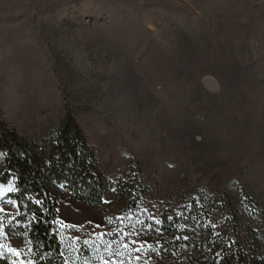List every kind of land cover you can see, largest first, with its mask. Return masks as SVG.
Listing matches in <instances>:
<instances>
[{
	"label": "rangeland",
	"instance_id": "obj_1",
	"mask_svg": "<svg viewBox=\"0 0 264 264\" xmlns=\"http://www.w3.org/2000/svg\"><path fill=\"white\" fill-rule=\"evenodd\" d=\"M68 112L107 180L102 212L59 198L71 264H172L164 214L200 216L216 264L238 239L264 247V0H0V122L50 145ZM16 184L0 183V212L17 214ZM132 185L140 212L120 201ZM5 252L29 264L0 230Z\"/></svg>",
	"mask_w": 264,
	"mask_h": 264
},
{
	"label": "trees",
	"instance_id": "obj_2",
	"mask_svg": "<svg viewBox=\"0 0 264 264\" xmlns=\"http://www.w3.org/2000/svg\"><path fill=\"white\" fill-rule=\"evenodd\" d=\"M49 143L40 146L28 142L0 122V153L6 155L0 183L6 185L14 176L17 190L8 197L15 200L18 210L15 215L0 212V230L25 248L29 264H71L70 260L81 248L73 249V244L65 238L59 222V198L68 192L78 202L102 212L107 205L103 201L107 180L98 170L96 154L71 112L66 113L60 128L49 137ZM133 188L132 185L126 192L125 188L119 191L120 201L125 205L124 193L129 190L131 207L137 211L144 187L140 185L132 192ZM138 215L135 214L134 221ZM144 218L147 226L150 220L145 215ZM183 218L192 220V215L187 213ZM159 220L157 249L170 263L216 264V249L222 245L211 242L208 234L198 237L190 230L189 225L200 231L196 226L203 222L200 216L192 222L183 220V224L166 214ZM185 234L187 239L183 238ZM89 237V242L97 245L95 237L86 235L85 239ZM251 240L252 243L244 246V241L238 239L237 248L223 246L224 264H264V247L257 238ZM80 246L84 249L86 245ZM0 264H14L12 256L5 252L0 256Z\"/></svg>",
	"mask_w": 264,
	"mask_h": 264
},
{
	"label": "water",
	"instance_id": "obj_3",
	"mask_svg": "<svg viewBox=\"0 0 264 264\" xmlns=\"http://www.w3.org/2000/svg\"><path fill=\"white\" fill-rule=\"evenodd\" d=\"M204 84L211 91H214L217 89V83L212 78H206L204 80Z\"/></svg>",
	"mask_w": 264,
	"mask_h": 264
},
{
	"label": "snow or ice",
	"instance_id": "obj_4",
	"mask_svg": "<svg viewBox=\"0 0 264 264\" xmlns=\"http://www.w3.org/2000/svg\"><path fill=\"white\" fill-rule=\"evenodd\" d=\"M10 251L14 252L16 257L21 256V253L16 249H10ZM137 259H139V258L137 257ZM14 264H15V262H14ZM105 264H107V261H105Z\"/></svg>",
	"mask_w": 264,
	"mask_h": 264
}]
</instances>
